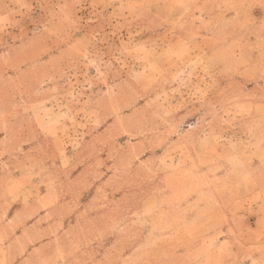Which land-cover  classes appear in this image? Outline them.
Here are the masks:
<instances>
[{
	"label": "crops",
	"instance_id": "crops-1",
	"mask_svg": "<svg viewBox=\"0 0 264 264\" xmlns=\"http://www.w3.org/2000/svg\"><path fill=\"white\" fill-rule=\"evenodd\" d=\"M246 2L120 0L111 11L135 17L130 19L134 24L162 32L164 46L171 41L165 39L166 32L175 31V50L183 45L207 46L211 36L200 32L213 28L216 18L243 14ZM174 16L179 18L175 21ZM192 56L196 61L198 57ZM171 63L162 64L164 71ZM262 75L258 77L264 79ZM260 83L248 89L250 100L240 105L247 106L243 112L257 113V121L264 118V101L256 93L258 86L264 90ZM194 109L191 104L187 111ZM182 117L150 120L141 142L151 151L140 157L132 156L135 151L108 154L101 164L95 152L99 137H77L75 149L61 147L59 156H50L60 159L63 167L49 164L47 155L36 150L37 142L46 144L53 137L62 143L53 125L40 128L32 115L25 120L1 119L0 264H229V254H237L230 246L235 238L252 243L248 251L264 264V162L260 150L246 153L242 148L238 154L230 146L227 125L231 122L222 117L215 119V125L214 120H206L204 126L200 118L185 122ZM243 123L240 119L239 128ZM259 123L256 136L264 144V121ZM38 162L44 164L43 170ZM234 172L248 175L250 184L241 180L229 184L226 179ZM54 176L60 177L54 180ZM239 185L248 190L247 197L238 195ZM233 189L237 194L230 197ZM117 191L125 193L113 197ZM136 191L142 193L140 198L130 196L129 192ZM150 191L158 192L156 198L143 193ZM102 192L106 198L101 197ZM230 213L248 222L244 232L233 230L232 224L238 220ZM152 226L158 238L155 253L149 241ZM215 238L220 242L217 252L212 246ZM199 239L201 243L196 242Z\"/></svg>",
	"mask_w": 264,
	"mask_h": 264
},
{
	"label": "rangeland",
	"instance_id": "rangeland-1",
	"mask_svg": "<svg viewBox=\"0 0 264 264\" xmlns=\"http://www.w3.org/2000/svg\"><path fill=\"white\" fill-rule=\"evenodd\" d=\"M118 1L0 0V14L5 12L0 17V120H25L32 115L40 128L53 125L62 143L53 137L49 144L37 142L36 150L47 155L49 164L63 167L60 159L50 156H59L61 147L75 149L77 137H99L95 152L103 164L108 154L135 151L132 156L140 157L151 151L141 142L150 120L182 115L185 122L200 118L204 126L206 120H214L215 125V119L222 117L231 122L227 125L230 146L240 155L242 148L246 153L258 148L264 162V144L256 136L264 118L257 121V113L243 112L247 106L241 107L244 100H250L248 89L255 82L264 87V79L258 77L264 76V0H247L244 13L232 19H214L213 28L200 32L211 36L207 46L183 45L175 50V31L166 32L165 39L171 41L164 46L162 32L134 24L130 19L135 17L112 12ZM174 17L175 21L179 18ZM192 55L198 57L196 61ZM167 60L171 67L164 71L162 64ZM173 70L174 74L163 76ZM257 88L264 101V90ZM191 104L196 109L189 113ZM239 118L244 119V131L239 128ZM38 164L43 170L44 164ZM226 180L232 185L240 180L246 185L251 182L248 175L238 172ZM241 188L239 185L238 195L247 197L248 190ZM124 193L117 191L113 197ZM143 193L150 199L158 194ZM129 194L142 196L140 191ZM236 194V189L229 192L230 197ZM101 197L106 198V193ZM155 209V205L150 208L151 214ZM232 216L238 220L232 224L233 230L244 232L248 222ZM156 235L152 226L149 241L154 253ZM212 246L220 247L219 240L213 239ZM230 246L237 254H229V264H259L248 251L252 243L235 238Z\"/></svg>",
	"mask_w": 264,
	"mask_h": 264
}]
</instances>
